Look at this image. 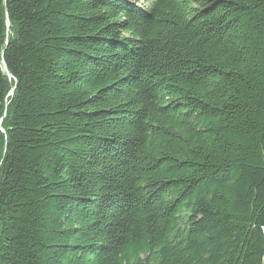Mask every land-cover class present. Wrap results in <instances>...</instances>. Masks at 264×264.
<instances>
[{
	"label": "trees",
	"instance_id": "16d2710c",
	"mask_svg": "<svg viewBox=\"0 0 264 264\" xmlns=\"http://www.w3.org/2000/svg\"><path fill=\"white\" fill-rule=\"evenodd\" d=\"M0 264H264V0H0Z\"/></svg>",
	"mask_w": 264,
	"mask_h": 264
},
{
	"label": "water",
	"instance_id": "95a60500",
	"mask_svg": "<svg viewBox=\"0 0 264 264\" xmlns=\"http://www.w3.org/2000/svg\"><path fill=\"white\" fill-rule=\"evenodd\" d=\"M8 76L11 77V75L8 73Z\"/></svg>",
	"mask_w": 264,
	"mask_h": 264
}]
</instances>
